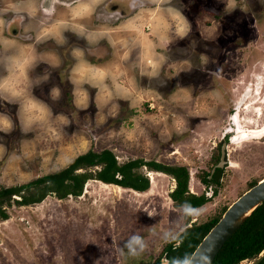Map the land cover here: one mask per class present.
Wrapping results in <instances>:
<instances>
[{"label": "rangeland", "instance_id": "1", "mask_svg": "<svg viewBox=\"0 0 264 264\" xmlns=\"http://www.w3.org/2000/svg\"><path fill=\"white\" fill-rule=\"evenodd\" d=\"M103 1L32 0L29 15L17 10L24 0H0V37L51 63L47 70L43 63L31 70V77L37 70L47 77L31 94L46 99L55 118L23 129L18 105L0 99V113L13 122L10 132H0V186L108 147L119 161L142 157L186 165L189 190L205 188L210 195L197 207L202 214L190 221L219 214L264 175V132L237 139L232 119L236 113L242 129L264 126V0H142L143 6L125 10L126 19L114 23L96 17ZM45 8L52 14L45 15ZM170 8L196 15L177 22ZM133 17L136 28L129 31ZM88 35L97 40L89 43ZM90 67L103 72L101 84L87 81ZM53 88L61 98L52 97ZM223 142L226 162L211 169ZM141 171L149 180L142 191L94 179L77 197L51 193L37 203L9 201L7 217L0 218V264H152L189 223L167 195L174 185L170 175ZM202 172L217 183L205 187ZM133 234L147 244L137 256L124 247Z\"/></svg>", "mask_w": 264, "mask_h": 264}, {"label": "trees", "instance_id": "2", "mask_svg": "<svg viewBox=\"0 0 264 264\" xmlns=\"http://www.w3.org/2000/svg\"><path fill=\"white\" fill-rule=\"evenodd\" d=\"M142 167H145L146 171H157L170 175L174 180V185L168 190L167 195L175 207H182L186 201L198 207L210 198V195H206L205 188L200 193L189 190V172L184 164L163 163L156 159L142 157L119 161L112 149L106 147L96 150L93 148L75 156L67 166L55 171L23 182L1 185L0 218L7 217L5 206L10 204L9 201L18 205L37 203L51 193L62 199L67 196L77 197L88 180L97 179L103 183H113L137 191L145 190L149 185V180L145 171H141ZM257 180L249 182L247 187ZM199 181L205 187L211 182L217 183L216 177L208 172H202ZM214 191L215 189H212L211 193L213 194ZM225 208L219 214L212 215L201 222L190 221L183 213L185 224H189L185 225L174 239L163 246L161 255H166L168 259L166 264H181L183 258L189 257L198 241L219 219ZM263 249L264 199L252 209L247 218L223 243L211 264H248ZM244 261L246 263H243ZM160 262L159 256L152 264H160ZM257 264H264V256Z\"/></svg>", "mask_w": 264, "mask_h": 264}, {"label": "clouds", "instance_id": "3", "mask_svg": "<svg viewBox=\"0 0 264 264\" xmlns=\"http://www.w3.org/2000/svg\"><path fill=\"white\" fill-rule=\"evenodd\" d=\"M154 3H162L163 0H153ZM55 3V0H53ZM92 4L99 3V0H91ZM230 3V0H229ZM228 3V7H229ZM32 0H24V3L18 11H22L25 14H31ZM142 0H129V7H140ZM83 6L76 9L74 14L82 12ZM45 15H51L52 9H43ZM169 13L177 18H184L182 13L175 8H170ZM57 25L60 28L66 26L62 21H58ZM136 28V18H130L127 22V29L133 31ZM45 34L48 33V29H44ZM177 34L183 37V33L178 26ZM100 36H107L106 33L99 34ZM89 43H93L97 40V35H88L85 37ZM80 50L77 49L74 55L79 56ZM37 62V58L34 52H29L23 47L18 46L14 42L0 37V67L3 68V75H0V99L5 100L8 103H16L18 105V119L23 129H30L34 125L40 123L46 116L47 108L41 101H39L34 95L29 92L30 78L29 73L34 69ZM82 65L78 64L75 71L80 72ZM103 72L95 67H90L87 71V81L93 86L99 85L103 82ZM44 79H47L45 76ZM59 89L53 88L51 95L55 99L59 96ZM123 92V89H118ZM13 128V122L10 117L4 113H0V132L8 133ZM183 207V213L189 219L195 218L202 214V209L194 207L191 203L185 202ZM127 252L131 256H137L146 251L147 244L145 237L141 235L133 234L124 244ZM181 264H194V259L191 257L183 258Z\"/></svg>", "mask_w": 264, "mask_h": 264}, {"label": "water", "instance_id": "4", "mask_svg": "<svg viewBox=\"0 0 264 264\" xmlns=\"http://www.w3.org/2000/svg\"><path fill=\"white\" fill-rule=\"evenodd\" d=\"M226 142L222 143L219 161L212 166L221 167L225 162ZM211 168V169H212ZM171 189V188H170ZM264 199V175L237 196L222 212L219 219L212 225L196 244L189 257L194 264H211L222 248L223 243L247 218L252 209ZM264 256V249L248 264H257ZM168 259L163 254L160 264H166ZM243 263H246L245 261Z\"/></svg>", "mask_w": 264, "mask_h": 264}, {"label": "flooded vegetation", "instance_id": "5", "mask_svg": "<svg viewBox=\"0 0 264 264\" xmlns=\"http://www.w3.org/2000/svg\"><path fill=\"white\" fill-rule=\"evenodd\" d=\"M59 1L60 2L64 1L65 2V0H59ZM144 4H145V2L143 1L141 6H143ZM96 7L97 8L99 7V10H100V13H98L96 15V17H99V18L103 17L104 18V21H107L109 23L110 22H113V21L118 22V21H121V20L126 19V17H123L124 15H127L124 12L125 10L127 11V10H130V9H137V7H135V6L129 7V0H104L101 3V5L98 4V5H96ZM127 17H129V16H127ZM17 23L20 24V21L19 22L17 21ZM12 31H15V30L13 29ZM12 37L13 38H18L19 37V34L15 33V32H12ZM55 52H57V51H55ZM99 58H100L99 56H96L95 59H97V61H98ZM43 64L44 65H42V66H44V68L47 70V68L49 66V65H47L48 63L47 64L46 63H43ZM58 64H59V62H58ZM236 116H237V114L235 113L232 116V119H233V123L236 124V128H237L236 131H238L239 130V127L237 126V121L238 120H237V117ZM238 134H239V132H238ZM239 137L240 136H238L237 139H240ZM232 141H234V140H232Z\"/></svg>", "mask_w": 264, "mask_h": 264}, {"label": "crops", "instance_id": "6", "mask_svg": "<svg viewBox=\"0 0 264 264\" xmlns=\"http://www.w3.org/2000/svg\"><path fill=\"white\" fill-rule=\"evenodd\" d=\"M196 15V14H195ZM195 15H193V16H190L189 15V17H187V16H183V18H184V21L186 22H191L193 19L192 18H194V16ZM179 20H182L183 21V19H180V18H177V22L179 21ZM164 21L165 22H168L167 21V19H164ZM160 22H163V20L161 19L160 20ZM186 22V23H187ZM42 57V56H41ZM36 58H37V62H36V65H35V68H36V66L37 65H39L40 63H48V64H51L48 60H44V58H42V59H40L38 56H36ZM97 63H99V62H97ZM57 64H58V62H57ZM4 74V72H3V68L2 67H0V75H3ZM31 74H32V72L30 71V73H29V78L31 77ZM34 74V73H33ZM44 76H46V74L44 73V71H42V70H40V71H36V73H35V75L33 76V77H31L32 79H31V86H29V92L31 93V90H34V89H32L34 86H37V84H39V83H42V81H43V79L42 80H40L41 78H43ZM58 84H59V82H60V85H61V80H59L58 79ZM52 84H55V83H52ZM30 87H31V89H30ZM32 94H34V93H32ZM61 95V93H59V97L61 98L62 97V95ZM35 97L39 100V101H41L44 105H46V108H47V113H46V116H45V118L40 122V123H43L44 125H48L49 123H51V122H53V120L55 119L54 118V113H52L53 111L51 110V106L50 105H48V103H47V101H46V99H44V98H41V97H38V96H36L35 95ZM49 106V107H48ZM17 111H18V109H17ZM17 111H16V115H17ZM55 112V111H54ZM58 113H62V109H58V111H57ZM17 117H18V115H17ZM58 117H60V116H58ZM57 119H59V121L61 120V118H57ZM20 126H21V124H20V121H19V119H18V122H17Z\"/></svg>", "mask_w": 264, "mask_h": 264}, {"label": "bare ground", "instance_id": "7", "mask_svg": "<svg viewBox=\"0 0 264 264\" xmlns=\"http://www.w3.org/2000/svg\"><path fill=\"white\" fill-rule=\"evenodd\" d=\"M237 120H238V118H237ZM237 125L239 126V130L237 131V136H236L237 138H238V136H240L239 138H242V139L245 138V137H247V136L248 137H250V136H257V135H260L261 133L264 132V126L263 127H260V128H257L255 130H252V129H247V128L242 129L241 126H240V124H239V121H237ZM238 132H239V134H238ZM234 141H236V139ZM160 174H162V173H160ZM151 177H152V173H151ZM116 186H118V185H116Z\"/></svg>", "mask_w": 264, "mask_h": 264}]
</instances>
